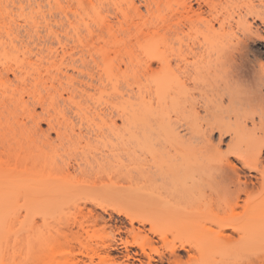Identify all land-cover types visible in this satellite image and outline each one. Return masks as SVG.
I'll return each mask as SVG.
<instances>
[{
    "label": "bare ground",
    "instance_id": "6f19581e",
    "mask_svg": "<svg viewBox=\"0 0 264 264\" xmlns=\"http://www.w3.org/2000/svg\"><path fill=\"white\" fill-rule=\"evenodd\" d=\"M179 4L184 13V21L178 27L180 34L186 37L190 34L193 18L205 21L206 26L202 39H190L183 47H175L171 43L179 32L177 28L175 30L170 27L171 23H167L170 41H166L164 48L161 51L151 50L146 59L133 62L129 56L119 57L120 49L104 39L109 30L101 28L95 32L88 30L90 39H94L91 46L83 45L82 39L75 33L81 45V54L77 58L69 57L72 72L59 68L54 73L50 70L58 55L61 54L60 61L63 63L64 56L71 54L62 44L60 50L51 46L38 48L34 61L28 58L29 61L14 59L13 63L9 60L10 62H4L0 67V104L4 107V113L0 114V132L4 136L0 146L10 152L6 136L8 131L15 129L10 119L14 117L16 108L26 112L27 118L25 122H15L17 127L23 128L25 134L40 136L47 144H51L52 132L56 143L64 145L75 136H86L89 142L87 134L98 136L104 131L113 133L114 130L121 129L126 135L122 134L125 138H122L119 145L126 161L117 160L121 163L111 170L107 157L73 159L68 162V166L76 176L87 179L68 186L70 190L78 191L79 197L59 200L82 202L85 207L88 204L90 207L86 209L95 223L111 221L113 214L123 216L124 220H119V224H115L111 231L114 234L125 232L133 237L134 243L142 252L153 235L166 241L167 234L180 226L186 227V238L179 237L178 243H168V253L172 257L169 261L174 264H181L182 253L190 260L196 257V252H202L209 241H224L229 228L233 232H245L234 224L217 225L212 229L202 220L205 216L220 209L234 211L240 207L244 210L250 208L248 215H253L260 212L264 203V53L253 49L252 43L254 37L259 39L263 36L245 18L247 15L253 16L264 23V0H164L168 22L172 14L177 13L178 9L174 7ZM219 4L225 10L241 6L245 14L237 15L235 26L227 22L229 33L225 31L224 35L219 32L224 26L223 21H219V30H216L210 20H206ZM233 26L237 28L235 34ZM238 29L241 32L239 37ZM6 37L8 44L12 45L14 38L9 33ZM99 41L102 43H98ZM145 50L149 52V49ZM76 61L79 62L77 66L74 65ZM11 85L15 88L29 85L30 95L27 100L22 96L17 103L10 100L8 89ZM203 90H208L207 93L215 91V96L211 92V97H206V94L202 98ZM104 92L107 99L103 103L100 97ZM223 98L227 102L224 109L226 119L234 118V123L228 124L216 119L214 122H206L205 128L201 127L198 109L210 113L212 106L217 110L222 105ZM37 107L42 110V115L37 113ZM72 108L75 121L66 111H71ZM172 109L177 111L178 116L174 120L169 116ZM95 118L102 120L96 122ZM41 123L45 124L44 129ZM177 125L185 130L184 134H179ZM151 129L175 140L174 150H171L174 153L168 151L169 154H166L168 149L158 146H154L152 150L147 148L152 157L154 154L159 157L165 153L168 163L166 158V166H163L165 169L160 163L159 166L163 169L157 167L160 172L155 169L157 171L150 174L146 169L140 170V164L136 161L137 167L136 163H133L135 166L132 164L137 168L135 176V170L130 166L133 150L129 144L130 134H146L145 130ZM213 132L218 134L215 143L211 139ZM11 135L16 140V134ZM143 137L145 139L146 136ZM226 137H229L225 144L227 150L222 151L221 144H224ZM138 141L137 139V143ZM144 148L138 150L147 152ZM28 154L33 156L32 153ZM6 155L5 151L0 150V207L8 203L11 205L18 192L16 182L19 158L9 153ZM133 157L135 162L137 156ZM157 157L154 158L158 160ZM212 159H217V162L210 163ZM156 162L154 160L155 164ZM101 173L102 176H113L115 183L105 188L98 184L97 179L102 178ZM131 181L133 190L129 193L124 183L130 184ZM107 202L109 205H105ZM9 204L7 208L11 207ZM125 205H128L129 211L124 209ZM1 209L0 215L6 216L9 213L4 215L7 210ZM97 209L108 214V221ZM3 216H0L1 219H5ZM2 226L3 224L0 226L1 230ZM198 234H202L201 242H192ZM137 239L145 241L139 243ZM126 243L124 241V246ZM113 248L114 244L104 242L101 244L103 254H94L103 264H116L110 254ZM224 250L220 247L215 251L219 259L214 260V264H226ZM125 257L129 256L126 254ZM147 257L148 260L152 259L150 255ZM258 264H264V256L258 259Z\"/></svg>",
    "mask_w": 264,
    "mask_h": 264
},
{
    "label": "rangeland",
    "instance_id": "374dc122",
    "mask_svg": "<svg viewBox=\"0 0 264 264\" xmlns=\"http://www.w3.org/2000/svg\"><path fill=\"white\" fill-rule=\"evenodd\" d=\"M174 8H177L178 11L172 14V18L168 22L164 0H0V67L4 62H10L9 60L13 63L14 59L34 61L37 58L38 48L51 46L60 50L62 44L67 48V52L71 54L64 56L63 63L60 61L61 54L58 55L55 58V63L50 66V70L52 73L56 72L58 68L62 71L72 72L68 61L69 57L77 58L81 54L79 52L81 45L75 33H78L84 43L83 45L91 46L94 39H90L87 33L88 30L95 32L101 28L104 31L109 30L110 33H105L104 39L112 42L120 49L119 57L125 58L129 56L133 62L146 59L151 50L156 51L157 49L161 51L164 48L166 41H170L168 38L169 30L167 29L170 23V27L175 30L177 28L179 32L171 40L175 47L181 45L183 47L184 43L190 42V39H202L203 34L206 32L205 21L200 22L193 18L190 34L187 37L183 36L180 34L178 27L184 21V13L180 4ZM230 9L225 10L219 4L212 15L206 17V20H210V24L216 30H219V21L224 22L223 28L219 30L223 35L225 31L229 33L227 22L235 26L238 16H241L242 13L245 16L244 8L241 9V6L234 7L233 10L235 12L232 9V12H230ZM245 18L264 37V23H261L257 18H253V16L247 15ZM234 26L233 32L237 31ZM239 32L240 30L238 29V37L239 35L241 36V32ZM7 33L12 39L14 38L12 44L14 47L8 44ZM263 37H259V39L254 37L252 43L254 45L253 49L264 53ZM98 43L101 44L102 42L99 41ZM145 49H149V52H146ZM78 64V61L74 63L75 66ZM121 67H123V64H121ZM28 86L15 88L14 85H11L8 89V94L11 95L10 100L17 103L21 96L24 100H27L28 95H30ZM207 91H201L202 98L206 94V97H211L213 91H211L212 93L209 91V94ZM197 93L195 95L199 96ZM213 95L215 96V91ZM201 97L199 96L198 98L200 99ZM106 99L107 95L104 92L100 100L103 102ZM226 105V99L223 98L222 105L217 110L212 106L210 107V113H205L199 108V125L205 128L206 122H214L216 119L233 124L234 118L226 119V113L224 112ZM73 110V108L71 111L66 109L70 118L75 121ZM36 111L42 115V110L39 107L36 108ZM174 111L172 109L169 113L172 120L178 117L177 111ZM1 113H4L2 104H0ZM13 114L14 117L10 121H13L12 127L15 129L8 131L6 136L10 143V152L3 149L2 146H0V150L5 151L7 153L6 156L9 153L19 158L17 162L18 182H16L18 184V192H16V199L11 202V205L8 203L11 206L8 207L11 209L7 208L8 204L6 206L3 204V207H0V214L1 208H3V211L7 210L4 215L9 212L6 216L0 215L5 218L1 219L0 217V226L3 224V229L1 230L0 228V232H3L0 233V264H101L102 262H99L98 257L94 253L103 254L101 244L104 242L115 245V248L110 250V254L116 264L130 262H133V264H148V262L150 264H174L169 261L172 257L168 253V247H170L168 243H178L177 238L179 237L186 238L188 236V234H185L186 227L180 226L171 234H167L166 241L151 235L152 240L147 241L148 245L144 247V252L152 257L151 260H148L147 255L142 252L136 242L134 243L133 237L125 232L115 234L112 232L114 225L119 224V220H124L123 216L113 214V220L108 221V214L102 213L97 209L108 222L100 221L95 223L90 219V214H88V209H86V207H90L88 204L85 207L82 202L78 201H60L63 198L79 197L78 191H72L68 186L87 179L76 176L71 167L68 166V162L73 159H92V157L105 159L107 157L110 160L109 167L112 170L123 160L126 161L121 154L119 145L124 137L123 135H126L122 133L121 129H116L113 133L104 131L98 136L87 134L89 142H87L86 136H75L64 145L56 143L55 134L52 132L51 144H47L36 134H25L24 129L18 128L15 124V122H25L27 120L26 112L16 108ZM101 120L100 118H95L96 122ZM117 124H121L119 120H117ZM41 127L44 129L46 126L41 123ZM145 131L147 132H145L146 134L141 132H131L130 134L129 144L131 150L133 147L130 166L134 170L137 169L133 165L136 163V166H134L137 167L136 161H138L140 170L146 169L147 172L149 171L148 173L153 174L152 171H157L164 164L166 166L168 157L162 151L159 157L152 153L154 157L159 158L157 160L152 157L149 153L151 151L148 152V149L152 150L155 148L154 146H158L164 150L168 149L166 154H169L168 151L172 154L174 153L172 151L174 150L175 145L173 142L175 140L173 141L171 136L168 135L169 137H167L166 134H159L153 129ZM151 131H154L153 134ZM178 131L179 134H184L185 132L180 126H178ZM12 133L16 134V140L11 135ZM143 135L146 136L145 139ZM2 137L4 136L0 132V142ZM217 137L218 134L213 132L211 139L214 143L217 141ZM137 139L139 140L138 143ZM53 140L55 141L53 142ZM228 140L229 137H226L224 144H221L222 151L227 150L225 144L228 143ZM143 143L145 144L143 145ZM136 146L138 148L142 147V149L145 147L144 149L147 152L142 149V151L138 150ZM149 147L153 148L150 149ZM28 153H32L33 156H29ZM37 153H39V156ZM133 156H137L135 157V162ZM125 158L127 157L125 156ZM117 160L121 162L118 163ZM154 160L155 162L157 161L156 164ZM216 162L217 159L210 160V163ZM141 163L143 164L141 165ZM160 163L161 166H159ZM158 171L160 172V170ZM136 172L137 170L134 172L135 176ZM100 178L97 179L98 184H101L104 188L115 183L113 176L104 175ZM124 185L129 193L133 190V181L130 184L124 183ZM107 204L108 202L105 205ZM124 209L130 210L128 205ZM249 210L250 208L244 210L241 207L236 208L234 211L220 209L205 216L202 220L212 229H215L217 225L234 224L241 229L243 228L245 232H233L229 228L226 231L224 241L216 239L209 241L203 247L202 252H196L195 258L188 260V256L182 253L181 264H214V260L219 259L215 251L220 247L225 249L223 257L226 264H258V259L264 256V203H262L259 213L248 215ZM146 228L148 229V224L145 225V230H147ZM201 236L202 234H198L196 238L192 239V242L195 240L196 243H200ZM124 241H127L125 246L123 244ZM136 241L141 243L142 239H137ZM126 254L129 257L126 258ZM158 255L161 257L159 258Z\"/></svg>",
    "mask_w": 264,
    "mask_h": 264
}]
</instances>
